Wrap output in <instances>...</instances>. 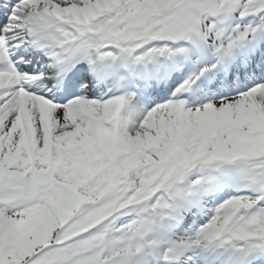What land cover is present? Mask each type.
I'll return each instance as SVG.
<instances>
[{
  "label": "snow or ice",
  "instance_id": "1",
  "mask_svg": "<svg viewBox=\"0 0 264 264\" xmlns=\"http://www.w3.org/2000/svg\"><path fill=\"white\" fill-rule=\"evenodd\" d=\"M0 264H264V0H0Z\"/></svg>",
  "mask_w": 264,
  "mask_h": 264
}]
</instances>
